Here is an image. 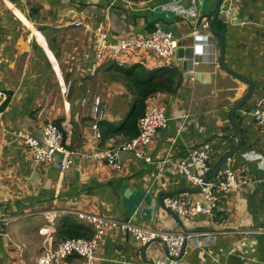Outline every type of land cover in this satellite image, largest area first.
<instances>
[{
  "label": "crops",
  "instance_id": "1",
  "mask_svg": "<svg viewBox=\"0 0 264 264\" xmlns=\"http://www.w3.org/2000/svg\"><path fill=\"white\" fill-rule=\"evenodd\" d=\"M217 1L0 0V107L7 105L0 111V264H32L45 249L68 239L67 231L91 229L76 213L183 232L158 205V196L199 194L174 164L190 149L210 143L214 167L237 144L230 114L248 91L246 83L219 66L220 38L210 30L192 33ZM195 7L199 14L192 13ZM76 22L104 24L112 43L147 39L161 27L173 33L177 51L171 63L142 49L108 56L92 77L94 37ZM214 29L225 35V65L255 83L250 102L236 114L244 144L232 159V170L249 181L230 190L213 216L180 218L188 234L212 237L198 238L200 244L189 241L178 262L154 244L147 255L157 263L264 264V234L257 232L264 229V130L243 115L264 96V0H224ZM156 72L166 90L147 99L146 109L165 110L169 124L141 149L152 159L147 163L120 146L131 139L126 125L135 99L133 77ZM84 96L89 105L81 110ZM97 97L108 105L100 123L102 140L93 134L88 115ZM50 123L63 133L67 149L78 153L67 172L60 169V157L35 162L16 137H41ZM104 149L115 153L117 167L91 157ZM141 250L129 235L107 234L97 250L99 264H147ZM63 264L82 260L74 256Z\"/></svg>",
  "mask_w": 264,
  "mask_h": 264
},
{
  "label": "built area",
  "instance_id": "2",
  "mask_svg": "<svg viewBox=\"0 0 264 264\" xmlns=\"http://www.w3.org/2000/svg\"><path fill=\"white\" fill-rule=\"evenodd\" d=\"M191 13V12H188ZM192 13H195L194 11ZM75 27L81 28L85 32L91 33L94 37V59L95 64L91 69L90 76H95L98 66L106 60L108 56L116 59L131 50H146L154 53L158 58L171 63L177 51V41L173 33L158 27L147 39L142 38H123L116 43L109 42L108 31L104 24L92 27L90 24L76 22ZM193 35L200 30H209V21L201 19L192 27ZM2 60L0 59V65ZM1 97V94H0ZM80 109L83 110L89 105L87 97H82ZM3 113L0 112V121L3 120ZM88 115L92 118L91 130L99 139H103L100 123L108 115V105L100 98H95L90 103ZM243 115L253 118L255 124L264 130V96L258 98L254 107L244 110ZM80 113L76 114V118ZM187 118L188 116H183ZM169 118L165 110L150 107L140 118L138 123L139 134L137 137L125 142L120 146V150L132 153L136 158L152 163V159L143 154L142 148L149 146L158 131L167 128ZM16 137L21 140L32 152L33 159L37 163H50L60 157V169L62 172L70 170L73 158L78 153L70 151L65 146V137L61 130L54 124H48L41 137L17 133ZM213 147L210 143L190 149L187 154L175 162V168L179 174L184 176L192 188H200L199 194L195 198L188 197H166L162 200L165 209H170L179 218L190 219L199 215L213 216L218 210L226 194L233 189L246 185L247 178H239L232 170L233 158L228 159L219 173L212 179L206 181L209 173L214 168L211 164V154ZM87 157V156H85ZM93 159L107 161L117 167V156L110 149L94 152ZM48 215L56 216L55 212H45ZM46 214V215H47ZM80 221L86 223L93 231L90 239H65L60 241L54 249H45L32 264H63L71 257L81 258L82 264H99L100 259L97 250L107 234L129 235L134 238L142 247L148 242L161 237L168 243L169 261L173 257H178L183 241H196L198 238L209 234H188L152 230L150 227L135 223L132 219L120 220L100 215L87 213H76ZM258 234H264V229H259ZM208 237H212L209 235ZM176 262V261H174ZM157 264H165L158 262Z\"/></svg>",
  "mask_w": 264,
  "mask_h": 264
},
{
  "label": "water",
  "instance_id": "3",
  "mask_svg": "<svg viewBox=\"0 0 264 264\" xmlns=\"http://www.w3.org/2000/svg\"><path fill=\"white\" fill-rule=\"evenodd\" d=\"M224 0H218L217 1V6L214 12H210L207 15V20L209 21V30L217 35L220 38V58H219V66L221 67L222 70H224L225 72L229 73L230 75L234 76L235 78L239 79L240 81L246 83L248 85V91L246 92V94L240 99L238 100L234 107L232 108L231 114H230V121H231V126L234 130V134L237 138V144L230 149L225 155H223L220 160L216 163V165L214 166V168L212 169V171L209 173L208 177L206 178V181L214 178L220 171V169L223 167V165L226 163V161L228 159H231L233 157H235L237 155V153L241 150L244 140H243V136L241 133V130L239 129L238 125H237V121H236V114L238 112H240V110L250 102L251 98L253 97L254 94V89H255V83L244 77L243 75H240L239 73H236L232 70H230L226 65H225V54H226V39H225V35L221 34L220 32L216 31L214 29V24L217 21L220 12H221V7L223 4ZM201 5V4H200ZM201 8V7H200ZM208 8V6H205V9ZM209 9V8H208ZM196 14H199L198 9L195 7L193 10ZM206 14V13H205ZM205 19V18H204ZM202 74L198 75V81H201L202 79ZM196 192H200V188L196 189ZM164 195H170V196H174L175 193H161L158 196L157 199V203L158 205L163 206L162 204V197ZM165 209V208H164ZM171 215L173 216V218L177 221V223L179 224V226L182 229V233H184L186 236L188 235L187 229L185 228L182 220L170 209H167ZM188 240L185 239L183 241L182 247H181V251L178 257H173L171 260L172 261H180L182 259V257L185 254V250L186 247L188 246ZM154 244H160L165 252V255H168V243L165 239L158 237L150 242H148L146 245H144L142 247L141 250V258L142 261H144L147 264H157V262H155L153 257H148L147 252L148 249H150L152 247V245Z\"/></svg>",
  "mask_w": 264,
  "mask_h": 264
},
{
  "label": "trees",
  "instance_id": "4",
  "mask_svg": "<svg viewBox=\"0 0 264 264\" xmlns=\"http://www.w3.org/2000/svg\"><path fill=\"white\" fill-rule=\"evenodd\" d=\"M219 29H222V27H219ZM156 75L157 72L147 74L146 77L140 75L139 76L135 75L133 77V82L135 83L136 86V90L134 91L135 99H134L133 108L128 116V121L126 125L128 129L127 133H130L131 139L137 137L139 134L138 123L140 118L145 114L147 110L146 109L147 99H149L155 93H159L161 91L166 90L164 87L165 84L160 83V81L156 80ZM92 236H93V231L92 229L89 228H83L79 232L67 231L68 239H78V238L90 239Z\"/></svg>",
  "mask_w": 264,
  "mask_h": 264
},
{
  "label": "rangeland",
  "instance_id": "5",
  "mask_svg": "<svg viewBox=\"0 0 264 264\" xmlns=\"http://www.w3.org/2000/svg\"><path fill=\"white\" fill-rule=\"evenodd\" d=\"M16 14H18V11H16ZM1 94V97L3 96V93H0ZM0 97V102L2 101V98ZM7 106V105H6ZM5 106V107H6ZM5 107H3V105L0 107V111H4L5 110Z\"/></svg>",
  "mask_w": 264,
  "mask_h": 264
}]
</instances>
